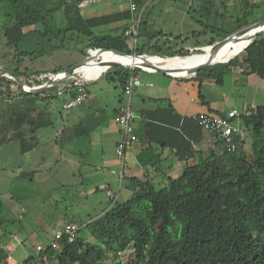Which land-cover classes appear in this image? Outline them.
<instances>
[{"label":"trees","instance_id":"trees-1","mask_svg":"<svg viewBox=\"0 0 264 264\" xmlns=\"http://www.w3.org/2000/svg\"><path fill=\"white\" fill-rule=\"evenodd\" d=\"M79 1L0 0L5 15L10 18L0 29V37L5 39L1 48L9 47V53L3 52V55L7 56L12 50L16 52L15 55L33 54L34 52L16 51L20 40L29 34L53 35L57 38L67 32L86 38V48L83 50L85 55L90 49L97 48L118 50L128 55L149 54L162 58L203 52H190L183 47L171 46L168 40L160 41V38L156 39L157 36L148 33L144 37H139L138 34L135 47L130 48L127 36H124L125 28L117 35H96L92 32V28L96 26L116 20H127L126 26L129 25L131 13L128 5L123 12L83 18L77 7ZM145 1L137 0L140 11L146 10ZM242 1L246 5L242 15H225L223 19L226 22L216 25L209 23L206 16L204 19L195 18L203 30L208 28L213 34L205 44L196 46L212 45L264 18L263 14L254 19V12L264 13L262 1ZM206 4L211 8L214 1ZM59 10L63 12L66 21L63 27H59L54 19V14ZM188 10L193 13L192 8ZM250 18L253 21L249 22ZM145 26L146 19L142 23V33H145ZM28 27L33 29L26 30ZM243 52L247 72L264 80V30L250 41ZM93 56L100 57L94 53ZM232 57L227 62L199 69L195 78L223 83L224 75L238 61L237 56ZM115 69L106 72V75L111 78L116 76L120 80L122 95L125 97L124 85L128 69ZM63 70L61 67L54 69L48 74V79L50 75ZM29 71L26 67L20 69L19 66L3 70L0 86L5 88L0 90V96L9 98L24 94L19 91L16 79L28 87L48 81L38 80L39 73L34 76ZM70 85L75 86L74 80ZM45 90L40 89L34 94L39 96ZM202 102L207 104L203 99ZM255 108L256 115L241 116L239 122L237 119L233 120L234 124H241L247 133L255 134L250 150L244 146V137L236 133L233 151L226 148L222 139L203 129L194 117L178 114L171 104L166 108L141 109L140 123H144L147 128V139L161 148H174L177 159L185 161L182 172L177 177L165 176L160 181V187H156L149 176L142 178L130 172L127 175V185L132 190L129 197L123 201L118 198L108 200L106 197L107 205L101 214L81 224L72 241L63 236L56 247L48 246L39 252L37 264L51 263L54 259L56 263L51 264H264V104ZM153 128L157 130L153 131L155 133L152 132ZM136 133L139 135L138 129ZM214 137L217 140L211 143L210 139ZM148 147L152 149L146 147L137 155V161L143 167H152L158 162L148 154L154 148L152 145ZM123 176L124 173L121 177ZM3 210L4 203L0 197V214ZM66 223L74 222L68 219L62 225ZM83 226L88 232L80 235L79 231ZM9 233L11 234L10 231ZM130 244L135 257L123 262L119 255ZM6 251H9V247L5 248L0 244V262ZM106 251H111V261L107 260L110 256ZM34 259L35 256L31 255L22 263L33 264Z\"/></svg>","mask_w":264,"mask_h":264},{"label":"crops","instance_id":"crops-1","mask_svg":"<svg viewBox=\"0 0 264 264\" xmlns=\"http://www.w3.org/2000/svg\"><path fill=\"white\" fill-rule=\"evenodd\" d=\"M209 1H214L211 8L206 6V3ZM237 1L240 0H163L162 2L161 0H146L144 4L146 10H139L138 14L131 16L130 24L128 23L129 25L126 26L127 20H116L109 24L93 27L92 32L96 35L103 33L117 35L122 32L124 28L125 30L129 28L133 17H137V15L140 14L139 37H144V35L148 33L157 36L156 39L160 38V41L168 40L171 43L177 44V48L183 47L193 51L208 45L196 46V44L203 45L198 41H196L193 46L178 45L182 39V34L186 32L184 31L185 29H183L185 22V26L189 25L193 28L188 33H192L193 36L200 32L203 33L205 30H203L202 26L196 21L194 14L196 15L198 12H201L204 18L206 16L207 21L211 23H217L214 18L216 19V16L220 15V13L218 14L217 12L221 11L224 13L223 18L225 15L241 16L242 12L245 11L246 5L242 4V6L240 8L237 7V9L234 4ZM247 1H262L264 5V0ZM244 2L245 1H242V3ZM178 3H186L190 8L194 5L195 7L192 8L193 13H190L189 10L185 8L183 10L179 9ZM78 9L83 18L99 17L125 11L127 9V3L124 0H111L86 6L82 10L79 7ZM147 9H149V11H147ZM57 12L58 15H62L64 19L63 12L61 10ZM57 12L54 16H56ZM187 14L193 17L194 23L191 22L192 20L188 18ZM145 19V33H142V23ZM65 22L64 19V25L66 24ZM32 29L33 27L26 28V30ZM158 34H161V36L158 37ZM212 36L213 34L210 32L209 36L205 39H209ZM43 37H46L48 42H51L54 38L53 35H46ZM126 38L129 47L130 45L135 47L137 38L136 41L129 36ZM39 40L40 39L34 40V43H31L30 47L37 48L39 52H43V49L40 50V47H38ZM83 41L87 42L86 38ZM46 46V48L56 47L51 43L46 44ZM21 51L27 53L33 52L26 50ZM92 51L93 49L88 51L87 57H91L90 54ZM103 53L94 52V55L99 54V56H102ZM142 55L145 56L144 54ZM119 64L128 65L126 62L122 61ZM53 66L56 68H63L61 63H57ZM122 67L128 69L127 81L131 74L137 73L141 84L134 87L131 94V105L137 115L133 121V131L138 138V142L125 151L124 163L120 165V172L126 167L128 172H132L143 178L146 176L150 177L152 173H154L153 176L177 177L185 166V161L177 159L176 150L174 148H161L159 145L147 139V128L144 126V123H140L142 122L139 115L141 109L148 108L154 110L166 108L171 104L175 111L181 116L194 117L200 112L220 114L230 109H236L242 112L260 105L253 103L254 99H249L241 109H238L234 106H226L224 100L220 97L214 98L203 95V84L208 83L212 85V82H215V80L207 78L202 80L197 79L195 78L196 72L182 77L181 75H169L154 69H141V72H139L137 71L138 67L133 70L127 66H109L96 76L86 77L84 75L85 77L83 76V78L86 80L85 89L88 93V97L79 105L65 108V102L70 100L77 93V86L72 85V87L70 85L71 81L76 79L75 76L77 75L74 74L72 78L60 80L49 89L45 88L46 90L39 96L34 93H24L23 95H14V97L9 98L0 96V146L10 145L9 150L6 148L4 153L6 152V154H8V151L9 153L16 151L15 153L18 155L20 163L21 160L25 159V162L21 163L17 168L22 170L19 172H26L28 176L33 177L37 174L38 170L51 171L55 166L61 167L60 163H65L70 158L72 159L71 161L80 160L84 162L85 166H88L87 168L92 166L98 168L100 166L99 169H101L102 172L103 169L109 168L110 166H113L115 169L116 159L120 161L116 155V145L120 136V128L115 122L114 116L119 111L120 107L125 104V97L122 95L120 80L118 78L116 79V76L113 78L108 77L106 72ZM232 69L241 75L246 74L244 80L246 83L249 81L251 86L260 84V81L256 79L261 78L254 73L247 72V66L244 60L240 61L238 59L236 65H233ZM47 70L50 69L48 68L44 72L47 73ZM30 72L34 73L32 71ZM40 72L42 71H35L36 74L39 73L37 77L38 80L43 81ZM183 78H188V80ZM180 79H183V81ZM254 81H256V85L253 83ZM261 81L264 82L262 79ZM216 84L218 83L216 82ZM202 99L205 100L207 104L203 103ZM239 119H237L238 122ZM238 125L243 130L241 124ZM136 129H138L139 135L136 133ZM154 130L156 129L153 128L152 132ZM149 131L150 128L148 129V133ZM243 131L247 133V130ZM209 133L207 134L210 135ZM140 134L143 139H141ZM210 140L211 143H214L217 139L214 137ZM148 145H152L154 148L151 152L148 151V154L151 155V157L153 156L155 162H158L152 167H143L138 163L137 155L144 148H151L148 147ZM3 156L6 155L4 154ZM5 159H7V156ZM7 168L8 167L5 168L4 165L0 164V172H6L8 170ZM107 189L110 188H106V190ZM128 189L129 191L126 192L130 195L132 190L130 187H128ZM114 193H116L117 198H119L118 192Z\"/></svg>","mask_w":264,"mask_h":264},{"label":"rangeland","instance_id":"rangeland-1","mask_svg":"<svg viewBox=\"0 0 264 264\" xmlns=\"http://www.w3.org/2000/svg\"><path fill=\"white\" fill-rule=\"evenodd\" d=\"M162 1L163 0H161V2ZM234 4L236 8H240L243 3L240 0ZM178 5L179 9L182 10L184 8H190L186 3H178ZM191 7L194 8L195 6L193 5ZM147 11H149V9H147ZM222 12L223 11L217 12L218 14L220 13V15L216 16V19L213 17L218 24L226 21L223 19ZM263 14L262 11L258 13L254 12V19L262 17ZM187 16L192 20L191 22L194 23L193 17H191L190 14H187ZM199 17L204 19L201 12H198L196 15L194 14V18ZM54 19L59 27L64 25V19L62 15H58V12ZM249 20V22L253 21L252 18ZM9 21L10 18L5 15L4 6L0 4V29ZM185 24L183 29H185L184 31L186 32L182 34V39L178 45L193 46L196 41L200 44H204L208 41V39H205L210 33L208 28H206L205 32H200L193 36L192 33H188L193 29L191 28L192 26H185ZM38 39H40L38 47H40V50L43 49V52H39L37 48L30 47L31 43H34V40ZM84 39L85 37L77 33L67 32L63 36L62 34L58 35L57 38L54 37L51 42H48L46 37L44 38L38 33H32L20 40L16 51H33V54L24 56L18 53V55H15L16 52L12 50V53L6 56L3 55V52L9 53V47L6 49L1 48L4 44L3 42H5L4 37L1 36L0 68L3 71L7 69L12 70L16 66H19L20 69L27 67L28 70L34 72L32 74L34 76L36 75L35 71L39 70L42 71L40 72L42 79L46 80L48 79V74L56 69L53 65L61 63L63 65L62 67L67 69L80 63L85 58H89L87 55L83 54V50L86 48V42L83 41ZM48 43L56 47L46 48L48 46H46V44ZM170 45L174 46L177 44L170 42ZM130 47L133 48L131 45ZM210 48L212 47H206L204 50H209ZM195 51H200V49H196ZM144 55L146 57L150 56L148 54ZM233 56H237L240 61H243L245 57L243 46L237 49ZM96 64L97 63H93L90 66H85L81 70L87 73V69L94 67ZM48 68L51 71L47 70V73L44 72ZM196 68L194 64H182L176 68H163V70L174 76L181 75L183 77L193 72ZM232 68L233 65L224 75L222 84H216L214 81L212 85L204 83L202 94L207 97H220L224 100L226 106H234L238 109H241L249 99H254L253 103L264 104V82L261 81V79H256L260 81V84L251 86L249 81L246 83L244 80L246 74L241 75ZM137 71L141 72V69H137ZM183 79L188 80V78ZM183 79L180 80L183 81ZM253 83L256 85V81ZM4 88L5 87L0 86V90ZM243 137L245 140L244 146L250 150V143L255 139V134L253 132L250 134L244 132ZM6 148L9 150L10 145L0 146V164L4 165L5 168L8 167L6 172H0V197L4 203V210L2 214H0V222L2 223L0 224L2 225V227H0V244L4 245L5 248L9 247V253L11 255V259L8 262L9 264H23V260L31 255L35 256L33 264L39 263L40 254L36 246H45L48 244L52 240L54 232L60 228V225L65 223V220L71 219L75 224L80 226L90 218L96 217L102 213L107 205L105 199L106 188L118 192L119 201H123L129 197L127 193L129 191L127 175H129L130 172H128L126 167L120 172L121 162L117 160L115 156L116 170L113 166H110L109 168L103 169L102 172L101 169H99V165L98 168L94 166L87 168L88 166L86 167L84 162L80 160L71 161L72 159L70 158L65 163L61 162V167L55 166L51 171L38 170L37 174L32 177L28 176L26 172H19L22 170L17 169L21 163L25 162V159L21 160L20 163L19 157L15 153L16 151L9 153L7 150L8 154H6V152L4 153ZM4 154L7 156V159H5L6 156H3ZM122 173H124L123 177H121ZM153 174L154 173L150 174L151 180L156 187H160V181L165 178L162 176H153ZM81 228L79 234L85 235L88 232L87 229L84 226ZM106 254L110 256L111 251H106ZM119 256L123 262L134 258L135 252L133 246L130 244ZM112 259V256L107 258L108 261ZM51 263H56V260H52Z\"/></svg>","mask_w":264,"mask_h":264},{"label":"built area","instance_id":"built-area-1","mask_svg":"<svg viewBox=\"0 0 264 264\" xmlns=\"http://www.w3.org/2000/svg\"><path fill=\"white\" fill-rule=\"evenodd\" d=\"M108 1H111V0H80L77 5L82 10L86 6L101 3V2H108ZM124 1L128 5L131 16L138 14L139 6L137 3V0H124ZM139 25H140V14L137 15V17H133L131 25L129 26V28H127L124 31V36H129L133 38L134 41H136V38L139 34V27H140ZM101 50H104V49H101V48L94 49L90 54L91 57L85 59L84 63L76 68L75 74L77 76H75L76 79L74 80V84L75 86H77V93L74 97H72L70 100L65 102L64 104L65 108L79 105L88 97V93L86 92V89H85L86 80L83 78L84 72L81 69L85 66H90L93 63H100L102 59H99L98 56L97 57L93 56V53L101 51ZM124 66L130 67L133 70L136 69L137 67L138 69H145L137 65H124ZM107 68H105L104 70H106ZM55 75L52 74L50 76L51 78H55ZM72 77H74V75H69L65 79L72 78ZM45 84L47 85V87H50L51 85H53L50 83L47 84V81H46L40 85L32 86V87L36 89L39 86H42ZM140 84L141 82H140V78L138 74L137 73L131 74L127 83L124 85L125 104L120 107L119 111L114 116V120L120 128V136H119V139L116 145V155L120 159L121 165H123L124 163L125 151L129 149L133 144L138 142V138L134 134V131H133V121L137 117V115L131 105V94H132L133 88L136 86H139ZM256 114H257L256 108L246 109L242 112H239L236 109H230L222 114L200 112L194 116V119L203 129L207 130L208 132L213 133L217 138L222 139L228 150L233 151L235 149V144L233 142V138L235 134L239 133L240 136L242 137L244 135V131L239 127V125L234 124L233 120L239 119L241 116L249 117V116H253ZM106 197L108 200H116L117 194L112 192L110 189H107ZM78 230H79L78 225L74 223H66L54 232L53 238L48 244H46L45 246L37 245L36 249L38 252H41L44 249H46L48 246L56 247L58 241L61 238H63V236H66L68 238V241H72ZM10 259H11V255L9 251H6L5 257L0 262V264H9L8 262Z\"/></svg>","mask_w":264,"mask_h":264},{"label":"bare ground","instance_id":"bare-ground-1","mask_svg":"<svg viewBox=\"0 0 264 264\" xmlns=\"http://www.w3.org/2000/svg\"><path fill=\"white\" fill-rule=\"evenodd\" d=\"M260 29L261 31L264 30V21L251 27L249 30L242 31L239 34L233 35L222 44H218L217 46L212 47V49L205 52V54L193 55L190 57L161 58L151 55L147 57L143 55L130 57L113 51H106L102 54V56H100L101 58H99L102 59L103 63H97L94 67L87 69L88 72L84 73V75L87 77L98 75L102 70L109 66V62L120 63L122 61L126 62L128 65H137L145 69L149 68L153 70L156 68H176L182 64H194V66L198 67L199 65L209 63L210 61H224L231 58L237 49H240L242 46L244 49L253 33ZM65 75L67 74L65 72H62L60 74H57L55 78H62ZM27 88L34 89V87H26V89Z\"/></svg>","mask_w":264,"mask_h":264},{"label":"water","instance_id":"water-1","mask_svg":"<svg viewBox=\"0 0 264 264\" xmlns=\"http://www.w3.org/2000/svg\"><path fill=\"white\" fill-rule=\"evenodd\" d=\"M262 21H264V18L258 20L257 22H255V23H253V24H251V25H249V26H247V27H245V28H242L241 30L234 32L233 34L227 36L226 38H224V39H222V40H220V41H217V42H215V43L212 44V45H208V46H206V47H214V46H216L217 44H219V43L225 41L226 39H228V38H230V37H232L234 34L240 33V32H242V31L249 30L251 27H253V26L259 24V23L262 22ZM261 29H262V28H261ZM261 29H260V30H257L256 32L253 33V35L250 37L249 42L245 45L244 49H245L246 46L250 43V41H251L255 36H257V35L261 32ZM206 47H202V48H200V50L203 51L202 53H194V54H190V55H185V56H174V57H190V56H193V55H202V54H205V50H204V49H205ZM104 50H107V49H104ZM107 51H113V52H116V53H119V54H122V55H126V56H130V57H131V56H134V57L142 56V55H136V54L128 55V54H126V53H124V52H121V51H118V50H107ZM170 58H173V57H170ZM231 58H233V57H231ZM231 58H229V59H227V60H224V61H215V62L210 61L209 63H205V64H203V65H199V66H198L195 70H193V72H191L190 74L195 73L196 71H198L199 69H201V68H203V67H205V66H207V65H211V64H214V63L227 62V61H229ZM83 63H84V61H83V62H80V63H78V64H76V65H74V66H71V67H69V68H67V69H65V70H63V71L57 72V73H59V74L62 73V72H65V73L67 74V75L63 76L62 78H51V76H50L49 79H48V81H47V84H48V83H50V84H55V83L59 82L60 80L65 79V78L68 77L69 75H74V74H75V71H76V68H77L78 66H80L81 64H83ZM100 63H103V62L101 61ZM109 66H124V65L119 64V63L109 62ZM154 70H156V71H160V72H162V73H166V74L171 75L170 73H167V72H165L163 69H160V68H156V69H154ZM57 73H55V74H57ZM2 74H4V72H3V71H0V75H2ZM55 74H53V75H55ZM7 75L12 76V75H10V74H7ZM12 77H13V76H12ZM15 81H16V83H17V86H18L19 91H20V92H23V93H35L36 91H38V90H40V89H43V88H46V87H47V85L45 84V85L39 86V87L36 88V89H26V87H28V86H26V85H22L17 79H16Z\"/></svg>","mask_w":264,"mask_h":264}]
</instances>
